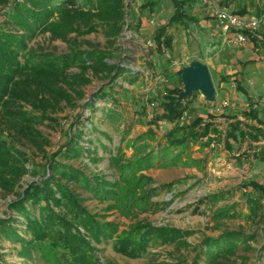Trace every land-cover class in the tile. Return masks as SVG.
Segmentation results:
<instances>
[{
  "label": "trees",
  "instance_id": "obj_1",
  "mask_svg": "<svg viewBox=\"0 0 264 264\" xmlns=\"http://www.w3.org/2000/svg\"><path fill=\"white\" fill-rule=\"evenodd\" d=\"M173 3V17L155 38L163 49L173 47L174 38L168 33V27L197 21L187 13L188 0H173ZM155 6V2L149 4L152 11ZM129 11L131 16L133 10H127L125 0H0V190L5 196H14L8 202L7 216L0 219V243L21 245L19 256L25 261L34 260L36 250L43 251L45 259H49L46 248L51 254L62 250L55 262L46 260L48 264H100L96 258L98 246L108 243L113 244L117 253L131 259L147 255L153 246L174 244L195 255L192 262L184 260L180 264H229L232 258L237 259L242 244L247 246L244 247L247 252L253 250L249 243L255 236L224 229L219 236L204 237L198 245H193L187 240L193 235L191 231L155 227L140 221L120 230L118 223L107 221V214L92 213L78 189L89 192L90 199L105 205L104 211H115L131 220L159 205L152 199L160 188L154 187L155 181L145 172L156 167H194L192 146L209 147L215 142L211 139L213 134L217 144L231 153L235 145L242 146L247 140L251 144L264 142V123L257 112L251 111L248 115L257 125H246L232 118L234 122L225 134L203 118L186 125L182 119L188 111V101L180 103L178 98L183 90L168 88L169 95L157 108L161 116L157 114L156 121L151 123L164 120L174 124V128L166 134L165 144H158L156 149L140 144L146 139H155L152 129L127 142L126 136L132 132V126L127 123L122 130L121 145L115 151L108 148L113 144L111 138L108 143L100 137L85 142L87 127L80 124L79 112L73 119L74 126L61 130L66 138L64 144L55 152L47 151L51 142L40 127H60L59 114L65 107L78 108L79 100L85 97L84 89L94 80L108 81L113 91L120 78L133 79L134 73L124 67V60L113 63ZM257 13L260 18L262 10L258 8ZM238 14H248L246 5ZM139 23H131L129 29L139 31ZM99 33L106 39L105 48L84 40ZM47 35L49 42L66 43L67 51L60 53L36 42ZM236 82L241 89L239 81ZM130 92L126 91V99L130 98ZM95 97L110 102L106 99L111 96L101 91ZM96 103L91 99L86 104L92 117L98 111ZM112 103L116 104L117 100ZM105 109L110 118L123 120L121 113ZM91 123V131L99 132L100 128ZM102 135L108 136L103 132ZM123 143L127 148H135L131 158L125 154ZM98 147L110 153L109 168L117 174L116 178L110 180L97 169L76 167L75 161L80 159L99 162ZM40 165L43 173L38 171ZM27 176L35 179L24 184ZM240 189L249 198L252 216L264 222V212L258 215L263 209L264 184L245 181ZM217 211L216 219L226 215L222 210ZM20 223L24 229L16 225ZM0 264H5L1 253Z\"/></svg>",
  "mask_w": 264,
  "mask_h": 264
},
{
  "label": "rangeland",
  "instance_id": "obj_2",
  "mask_svg": "<svg viewBox=\"0 0 264 264\" xmlns=\"http://www.w3.org/2000/svg\"><path fill=\"white\" fill-rule=\"evenodd\" d=\"M136 1L135 5L132 2L134 11L131 12L129 21L133 25L135 22L141 23L138 24L141 27L139 31L131 29L139 38L130 40V30L123 35L119 42V52H115L117 56L113 61L120 63L124 60V67L127 66L134 73L133 79L124 81L120 78L113 91H110L108 81L94 80L84 89L85 97L79 100L78 108L65 107V111L59 114L60 127H40L51 142L47 148L48 152H55L64 144L66 138L61 130H67L70 125L74 126L73 119L79 112L82 115L80 124L87 127L85 142L96 141V138L100 137L108 143L111 138L113 144L108 145V148L115 151L116 147L121 145L124 136L122 130L127 123L132 126L131 134L126 136L127 142L136 140L152 129L156 134L155 139L149 138L140 144L146 143L155 149L158 144H165V136L174 128V124L164 120L158 121V124L151 123L156 121L157 114L161 116V113L157 109H150V99L154 90L158 92L166 86L184 90L182 70L194 61H200L209 67L217 96L214 103L207 102L201 93H195L196 95L193 94L185 100L188 101V111L183 124H192L198 118H203L207 123L216 124L225 134L229 124L234 122L232 118H237L246 125H257L256 120L248 117L251 111L257 112L259 120L264 123V40L258 45L252 40L247 47L228 44L215 19L201 7L202 0H188L187 13L197 21L168 27V33L174 38L173 47L163 49L155 38L158 31L167 26L174 15L173 0ZM151 2L156 3L153 11L149 7ZM225 5L236 13L246 5L248 14L255 17L258 8L264 10V0H225ZM148 39L156 42L155 49L151 51V60L146 57L147 51H144V44ZM84 40L98 44L101 48L106 47V39L102 33L84 37ZM36 42L53 47L60 53L68 49L67 44L61 41L49 42L48 35L41 36ZM121 54L123 56L120 57ZM164 78L167 80L166 85L162 83ZM236 80L239 81L241 89ZM127 90L131 91L129 99L125 98ZM101 91L111 96L106 99L110 102L95 97ZM91 99L97 102L98 108L93 117L91 110L86 108ZM113 100H117V105L112 103ZM105 108L121 113L123 120L110 118L105 114ZM91 122L100 128L99 132L91 131ZM102 132L108 136L102 135ZM211 139L215 142L205 149H201L199 145L192 146L190 154L196 161L194 167H156L145 172L155 181L154 187L160 188L157 196L152 199L154 204L159 205H154L147 213H139L131 220L121 217L115 211H104L105 205L90 199L89 192L82 189H78V192L92 213L107 214V221L118 223L120 230L140 221L155 227L191 231L193 235L187 240L193 245H198L204 237L219 236L224 229L255 236L256 239L249 243L253 250L247 252L244 250L247 246L242 244L237 259L232 258L229 264H264V222L252 216L247 201L249 198L240 189L245 181L258 180L264 184V142L251 144L247 140L242 146L235 145V151L231 153L224 149L223 145L217 144L215 134L211 135ZM206 141L207 139H204V142ZM85 142L83 145L88 146ZM122 147L128 158L134 155V147L127 148L126 143H123ZM98 153L101 158L99 162L93 163L87 158L80 159L75 161L76 167L92 171L97 169L104 172L110 180L116 178L117 174L109 168L110 153L101 147H98ZM38 171L43 173L41 165ZM34 179L27 176L23 183ZM169 184L173 186L168 189L161 188ZM12 199L14 196H5L0 190V219L7 216L8 202ZM262 207L259 216L264 212V200ZM217 210H222L227 216L216 219L214 214ZM14 217L17 218L18 215L15 213ZM16 225L25 228L24 224ZM24 236L27 238V235ZM98 248L96 258L100 264H180L184 260L192 262L195 256L190 255L186 248H179L174 244L153 246L147 255L137 259L117 253L112 243L99 245ZM20 249L19 244L0 243V253L4 255L5 264H48V260L55 262L62 252L57 250L51 254L46 248L49 259H45L43 251L36 250L35 259L25 261L19 256Z\"/></svg>",
  "mask_w": 264,
  "mask_h": 264
},
{
  "label": "built area",
  "instance_id": "obj_3",
  "mask_svg": "<svg viewBox=\"0 0 264 264\" xmlns=\"http://www.w3.org/2000/svg\"><path fill=\"white\" fill-rule=\"evenodd\" d=\"M125 2L127 4V10L130 8L133 10L134 6L132 5V2L134 5L137 3L136 0H125ZM201 4L205 13L215 19L218 28L225 38V42L228 44H234L238 47H247L253 39H257L259 41L264 40V10H262L261 17L258 18L249 14L240 15L234 12L225 5V0H202ZM129 20L130 11L127 15V25L123 35L130 30L129 28L131 22ZM134 37L139 38V35H136L131 31L129 39L131 38L130 40L132 41L136 40ZM155 47L156 42L153 39L146 40L144 44V51H147L148 54L146 57H148L149 60L152 58L151 51L154 50ZM162 83L166 85L167 80L164 78ZM168 95L169 92L167 86L165 89H161L158 92L154 90L153 97L150 99L149 103L150 109H157ZM186 117L187 114L184 115L182 121H185Z\"/></svg>",
  "mask_w": 264,
  "mask_h": 264
},
{
  "label": "water",
  "instance_id": "obj_4",
  "mask_svg": "<svg viewBox=\"0 0 264 264\" xmlns=\"http://www.w3.org/2000/svg\"><path fill=\"white\" fill-rule=\"evenodd\" d=\"M182 82L184 90L179 94V102H184L195 93H201L209 103L216 101L217 90L209 67L194 61L182 70Z\"/></svg>",
  "mask_w": 264,
  "mask_h": 264
},
{
  "label": "crops",
  "instance_id": "obj_5",
  "mask_svg": "<svg viewBox=\"0 0 264 264\" xmlns=\"http://www.w3.org/2000/svg\"><path fill=\"white\" fill-rule=\"evenodd\" d=\"M253 42H254V41H253ZM259 42H260V41L258 40L256 45H258V44H259ZM256 181H258V180H256Z\"/></svg>",
  "mask_w": 264,
  "mask_h": 264
}]
</instances>
